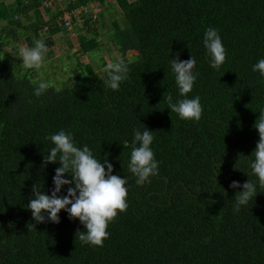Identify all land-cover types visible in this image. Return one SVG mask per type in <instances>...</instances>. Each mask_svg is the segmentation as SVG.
<instances>
[{"label": "trees", "instance_id": "16d2710c", "mask_svg": "<svg viewBox=\"0 0 264 264\" xmlns=\"http://www.w3.org/2000/svg\"><path fill=\"white\" fill-rule=\"evenodd\" d=\"M9 1H0V264H264V189L235 212L238 190L231 187L256 179L247 173L260 138L254 125L264 111V78L252 70L264 58V0H117L124 27L114 21L109 42L129 79L117 91L107 88V63L97 72L74 59L69 41L63 57L74 61L41 97L33 94L38 81L16 70L8 46L42 39L46 59L53 40L42 37L45 29L69 34L60 17L90 3L101 4L102 17L106 0H65V10L46 9L44 0ZM75 18L79 51L90 57L100 46L97 31L88 38ZM90 21L97 20L92 15L85 26ZM208 27L219 30L227 51L219 71L209 66L203 45ZM177 53L197 60L189 97H201L199 121L180 119L164 100L183 98L171 70ZM135 128L154 131L160 161L142 185L128 169ZM61 129L127 178L128 208L109 224L102 247L82 244L76 233L84 226L63 210L59 224L28 227L33 185L51 194L59 164L41 165L53 146L47 137Z\"/></svg>", "mask_w": 264, "mask_h": 264}, {"label": "clouds", "instance_id": "9594fccd", "mask_svg": "<svg viewBox=\"0 0 264 264\" xmlns=\"http://www.w3.org/2000/svg\"><path fill=\"white\" fill-rule=\"evenodd\" d=\"M80 18L85 24L86 18L82 16ZM203 45L209 66L219 71L225 64L227 51L217 28L205 29ZM47 50L46 42L37 39L32 47L20 46L17 51L9 52L24 69L39 72ZM196 64L197 60L193 55L188 60H181L180 54L177 53L176 57L171 59V70L175 76L179 96L183 98L174 101L173 96L169 94L164 100L167 101L168 109L178 114L182 120L199 121L203 114L201 97L199 95L189 97L197 80V73L194 71ZM252 70L258 73L259 78H264V58L259 59ZM129 71V67L123 61L108 63L104 69L106 79L103 83L107 88L117 91L122 82L129 79ZM48 89V81L41 78L33 88V94L41 97ZM254 127L258 129L260 138L253 151L247 174L256 179L255 181L249 179L242 185L238 180L232 181L231 187L238 190L233 204L235 212H239L253 197H257L258 189H264V111L259 112ZM153 132L148 128L133 130L128 169L135 176L137 185L150 182L151 176L159 171L160 161L156 159L152 147L155 139ZM47 139L53 146L47 154L44 153L41 170H46L49 164L58 163L59 167L55 169L52 178L51 194L42 191L39 183L33 185V195L25 208L31 210L34 223L30 222L28 227L31 228L36 223L59 224L60 213L63 210L68 213L69 219L73 221L78 219L84 226V231L78 230L76 233L82 244L102 247L110 235L109 224L128 208L127 178L113 174V164L108 159L103 161L98 159L88 145L78 147L73 134L68 130L61 129L49 135ZM241 163L240 155L236 167L239 168ZM65 186L68 187L66 194H63Z\"/></svg>", "mask_w": 264, "mask_h": 264}, {"label": "rangeland", "instance_id": "374dc122", "mask_svg": "<svg viewBox=\"0 0 264 264\" xmlns=\"http://www.w3.org/2000/svg\"><path fill=\"white\" fill-rule=\"evenodd\" d=\"M5 1L7 6L11 5V2L9 0H0ZM132 1V0H130ZM93 4V10L88 5L86 15H96V22L90 21L91 25L85 26L86 23L82 21L81 18L76 17L75 18V26H82L78 29L80 30V33H84L88 38L92 37L93 32L97 31V35L94 33V37L97 38L98 43L100 46L98 49H96L92 56L88 57L87 54L81 53L80 50V44L77 41L78 40V34L73 29V31L69 34H60V35H50V33L45 29L43 31L42 37L44 38H51L53 40V43L51 45V49L53 53L46 55V59L44 61V64L42 68L39 70L41 72H29V69H24L22 65L19 63V61L16 59V57L13 56V54L9 51H17L20 46H26L23 43H13L12 45L17 46V49H13L12 45L8 46L7 53L9 54L10 58L14 60L16 65V70L20 71L22 75L28 73L30 74L36 81H39L41 78L46 79L48 82H53L54 85H58L59 82H57L58 78L62 75H64L67 71L64 70V65H66L68 62H73L74 59H78L79 61H83L85 64H90L94 67V69L97 72H100L102 70V67H100L101 62L105 61L108 63H115L117 61L116 58L120 59V53L119 51L111 45L109 42V38L112 37L114 32V27L112 23L114 21H117L118 26L121 28L124 27V21H123V13L120 9V6L118 5L117 0H106V3L104 4L105 10L102 12V17L100 16V3H90ZM114 8L115 11H113L111 8ZM82 9V8H81ZM79 12V11H77ZM19 19L22 21H25V17L18 16ZM48 18L46 17V20ZM74 44L71 51L73 55V61L67 56V51L70 48V42ZM66 55L65 57H63ZM61 59V60H60ZM68 66V64L66 65Z\"/></svg>", "mask_w": 264, "mask_h": 264}, {"label": "built area", "instance_id": "2783aa9c", "mask_svg": "<svg viewBox=\"0 0 264 264\" xmlns=\"http://www.w3.org/2000/svg\"><path fill=\"white\" fill-rule=\"evenodd\" d=\"M64 4H65V0H45L44 3H43V6L46 9H54L55 7L58 6V7H60V9L65 10L64 9ZM87 6H82V7L78 8V9H74L73 11H71V13H65L63 15V17L59 18V22L61 23V21H65L66 26L69 29V32H72L73 31V26H74V24H72V22H71L72 16L79 17V18L81 16H84L86 19L90 18L92 16V15H86ZM89 6L92 8L91 10L94 11L93 4L89 5ZM77 11H79V12H77ZM94 17L96 18V15H94Z\"/></svg>", "mask_w": 264, "mask_h": 264}, {"label": "bare ground", "instance_id": "6f19581e", "mask_svg": "<svg viewBox=\"0 0 264 264\" xmlns=\"http://www.w3.org/2000/svg\"><path fill=\"white\" fill-rule=\"evenodd\" d=\"M84 22V20H82Z\"/></svg>", "mask_w": 264, "mask_h": 264}]
</instances>
